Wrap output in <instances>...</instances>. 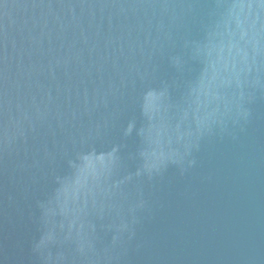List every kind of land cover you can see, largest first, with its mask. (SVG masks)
I'll return each instance as SVG.
<instances>
[{
    "label": "water",
    "instance_id": "95a60500",
    "mask_svg": "<svg viewBox=\"0 0 264 264\" xmlns=\"http://www.w3.org/2000/svg\"><path fill=\"white\" fill-rule=\"evenodd\" d=\"M0 264H264V0H0Z\"/></svg>",
    "mask_w": 264,
    "mask_h": 264
}]
</instances>
